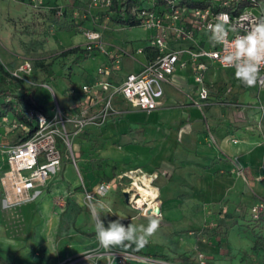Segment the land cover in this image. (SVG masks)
Listing matches in <instances>:
<instances>
[{
  "label": "rangeland",
  "instance_id": "1",
  "mask_svg": "<svg viewBox=\"0 0 264 264\" xmlns=\"http://www.w3.org/2000/svg\"><path fill=\"white\" fill-rule=\"evenodd\" d=\"M141 5L154 9L149 0ZM109 7L101 0H0V63L24 87L37 88L34 98L47 115L77 101L71 91L123 51L112 45L143 36L139 26L114 24ZM88 33H97L110 55ZM79 51L91 56L76 58ZM25 63L31 70L21 73ZM206 86L197 116L186 113L179 122L198 127L181 125L175 133L168 130L177 117L162 124L115 98L107 123L59 146L61 165L32 194L33 209L14 202L5 180V148L28 129L10 113L0 117V259L118 264L121 255L131 264H264V216H252L247 205L264 203V81L244 87L234 72L211 64ZM161 125L163 135L155 131ZM143 175L153 180L163 218L146 216L153 212L132 200ZM97 213L105 226L117 219L125 226L160 223L145 246L106 250L95 235Z\"/></svg>",
  "mask_w": 264,
  "mask_h": 264
},
{
  "label": "built area",
  "instance_id": "2",
  "mask_svg": "<svg viewBox=\"0 0 264 264\" xmlns=\"http://www.w3.org/2000/svg\"><path fill=\"white\" fill-rule=\"evenodd\" d=\"M151 8H132V13L142 29L151 31L149 49L155 54L152 60L143 64L135 73H128L123 81L114 85L110 77L120 68V58L124 51L111 55L109 63L98 66L95 78L82 84L77 91L79 98L62 110L57 108L53 115L31 110L35 132L27 139L5 148L8 183L16 204L33 201L36 188L44 184L61 165V148L69 147L70 137L83 132L87 127H100L116 113L115 98L121 97L129 106L146 112L158 108L163 95V84L171 82L175 71L190 66L193 80L197 85L200 106L208 98V87L204 75L208 64L222 69L234 70L224 62V57L234 51L232 42L237 36L246 35L251 28L264 21V2L261 0H205L201 7H189L177 0H149ZM105 6L111 0H101ZM156 5V6H155ZM158 8L159 10H156ZM227 16L230 31L224 43H215L207 30ZM87 37L101 53L110 55L98 41L97 33ZM173 43H183V47H173ZM138 53L142 49L137 50ZM31 70L29 63L20 66L21 73ZM17 76V74H14ZM18 77V76H17ZM264 81V66L261 67L259 83ZM74 90L71 94H74ZM68 128V129H67ZM264 208V203L251 204L249 213L256 217ZM118 264H131L126 256H117Z\"/></svg>",
  "mask_w": 264,
  "mask_h": 264
},
{
  "label": "clouds",
  "instance_id": "3",
  "mask_svg": "<svg viewBox=\"0 0 264 264\" xmlns=\"http://www.w3.org/2000/svg\"><path fill=\"white\" fill-rule=\"evenodd\" d=\"M207 30L215 43H224L229 32L234 31L227 26L226 15L222 20L209 24ZM232 44L234 51L224 57V62L234 67L235 79L244 87H254L264 66V21L255 24L246 35L237 36ZM94 220L96 239L106 250L133 245L143 247L148 243V238L156 233L160 223L157 219H150L146 226L133 223L125 226L117 219L105 226L99 213L95 214Z\"/></svg>",
  "mask_w": 264,
  "mask_h": 264
},
{
  "label": "crops",
  "instance_id": "4",
  "mask_svg": "<svg viewBox=\"0 0 264 264\" xmlns=\"http://www.w3.org/2000/svg\"><path fill=\"white\" fill-rule=\"evenodd\" d=\"M139 29H140V31H142L143 36L140 35L137 39H127L121 45H117V46L112 45L113 50H114V48L122 47L121 49L125 52V54L121 58L120 68L118 70H115L110 77V80L114 85L120 84L123 81L124 77L128 73L138 72L142 68L143 64L152 60L154 57L155 53L152 50H150L148 47L149 37H150L151 31L145 30L142 28H139ZM136 42H142L144 44V46L143 47H140V46L135 47ZM184 45L185 44H183V43H181V44L173 43L172 44V46L175 48L183 47ZM138 49H142V52L138 53L137 52ZM96 57L101 58V62H106V63L108 62V58H106L101 53H99V55ZM211 64H213V63L208 64V70L204 75L205 83H207V75L210 71ZM224 70L230 71V72H235L234 70H230V69H224ZM95 72H96V70H95ZM95 72L92 73V76H90L89 79L84 81L82 84H84L86 82L93 81V79L95 78ZM87 73H90V72L87 71ZM162 87H163V95H162V98L160 99L161 104L158 108H156L155 110L150 111V112H146V111H143L140 109H138V110H140L141 112H143L145 114H150V117L152 119L157 120L162 124L167 123L170 120L177 117L178 122L175 125L176 128L169 129L168 130L169 132H173V133L177 132L179 130L178 129L179 126H181V125L185 126V127H198L199 123H197V122L196 123H193V122L192 123L191 122L179 123L181 121L182 117H184V115H186V113H190L192 116H197V114H198V110H197L198 106H196V105L194 106L192 103L193 99H196V100L198 99V90H197V85L195 84V82L193 80V75H192V71L190 69V66H187L184 69L178 68L175 71L174 75L172 76L171 82L168 84H163ZM74 92H75L73 94V95H75L74 97L79 98V95L77 94V90H74ZM209 94H210V92H209ZM119 99H122V98L120 97ZM231 103H234V104L240 106L239 102H237L236 99L231 100ZM179 105H182V106L179 107ZM91 129H93V128H91ZM151 130H153V129H151ZM155 131H159L160 135H163L164 133L162 131L165 132V131H167V129L161 125L158 128H155ZM158 159H161V156L157 157V160ZM140 177H142V176H140ZM144 177H145V175H144ZM151 187L153 188V190L157 194V196L154 198V200H152L153 204H155V206L157 207V208L154 207V208H156L155 211L157 213H153L152 215L146 214V216H154L156 218H163V215L159 209V204H158V202H156V200L158 198V191L154 186L151 185ZM35 204H36V202L32 201L31 203H27L26 205H27V208L33 209L34 208L33 206ZM144 205H146V203ZM247 205L249 207L251 204L248 203ZM153 211H150L149 213H151ZM2 220H3V217H2V214L0 213V223H2Z\"/></svg>",
  "mask_w": 264,
  "mask_h": 264
},
{
  "label": "trees",
  "instance_id": "5",
  "mask_svg": "<svg viewBox=\"0 0 264 264\" xmlns=\"http://www.w3.org/2000/svg\"><path fill=\"white\" fill-rule=\"evenodd\" d=\"M181 5L189 7H201L206 4L205 0H177ZM142 0H111L109 10L111 11V21L121 26H137L138 20L132 13V8L141 7ZM89 52H78L76 58L89 57ZM37 88L24 87L19 77L6 71L0 63V117L10 113L28 131L17 136V142L29 138L36 130L34 118L29 116L31 110H37L47 114L44 108L34 98ZM261 217L264 212L260 213ZM0 263L6 264L0 259Z\"/></svg>",
  "mask_w": 264,
  "mask_h": 264
},
{
  "label": "bare ground",
  "instance_id": "6",
  "mask_svg": "<svg viewBox=\"0 0 264 264\" xmlns=\"http://www.w3.org/2000/svg\"><path fill=\"white\" fill-rule=\"evenodd\" d=\"M135 181L136 182L134 183L133 187H135L136 195L133 196L132 200H135L134 202L137 204L138 207H144L143 205L146 203V212L154 210L153 213H157L155 211L157 207L152 202V200H154V198L157 196L156 192L151 187L153 181L152 178L148 179L146 178V176L144 177L143 175L142 177L135 178Z\"/></svg>",
  "mask_w": 264,
  "mask_h": 264
}]
</instances>
